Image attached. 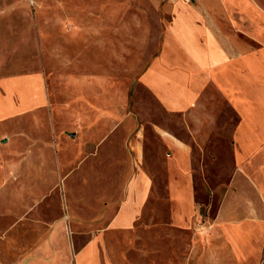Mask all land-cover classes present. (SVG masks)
Returning a JSON list of instances; mask_svg holds the SVG:
<instances>
[{
	"label": "rangeland",
	"instance_id": "rangeland-1",
	"mask_svg": "<svg viewBox=\"0 0 264 264\" xmlns=\"http://www.w3.org/2000/svg\"><path fill=\"white\" fill-rule=\"evenodd\" d=\"M199 3L0 0V78L40 73L49 100L0 119L1 261L38 245L50 223L62 217L76 248L104 230L110 264H264V247L251 260H237L227 239L212 230L225 193L241 194L243 189L251 202L246 206L251 214L245 217L264 228V0H228L238 11L239 52L251 55L249 61L237 62V75L220 81L246 85L248 96L224 93L217 86L198 99L209 117H227L218 129L225 153L235 145L226 139L237 130L257 134L254 160L247 168L254 180L246 188L245 183L232 182L235 174L215 173L192 142L198 214L186 226L169 218L164 144L157 129L190 142L186 118L167 112L141 75L159 51L162 26L173 15L161 12L162 6ZM201 105L190 114L195 121L204 117ZM137 135L145 142L147 168L157 176L154 199L159 197V204H150V213L130 229L105 230L134 168ZM242 217L238 213L231 221Z\"/></svg>",
	"mask_w": 264,
	"mask_h": 264
},
{
	"label": "crops",
	"instance_id": "crops-1",
	"mask_svg": "<svg viewBox=\"0 0 264 264\" xmlns=\"http://www.w3.org/2000/svg\"><path fill=\"white\" fill-rule=\"evenodd\" d=\"M198 2L200 3L197 5L162 6L161 12L173 15L162 26L159 51L141 75L142 81L167 112L183 113L186 118L190 142L172 131L157 129L158 137L164 144L163 183L166 202L171 206L169 218L179 226L190 225L198 214L196 165L191 143L197 145L201 158L215 173L237 174L236 177L233 176L232 182L249 185L248 182H252L254 178L247 168L250 161L254 160V142L259 139L249 129L243 132L237 130L231 135V140L226 139L235 141V145L232 147L231 144L229 152L225 153L221 143L224 141L223 134L218 129L221 130L227 117H209L202 102L198 103L200 96L214 93L217 86L224 93L244 92L248 96L249 88L246 85H233L232 79L229 84L228 81L224 84L220 79L237 75V62L241 59L249 61L251 55L239 52L238 34L235 32L239 18L237 8L229 5L228 0ZM48 103V92L40 73L0 78V119ZM197 105H201L199 108L203 109L204 117L200 116L195 121L190 114ZM220 106L226 109L223 105ZM234 107L238 109L236 104ZM242 121L248 125L246 118ZM249 123L254 122L249 119ZM134 147L137 155L134 168L125 181L123 198L107 219L105 230L130 229L136 221L150 213V204H159L160 198L154 199L157 176L154 170L147 168L149 162L142 136L135 137ZM246 188L249 186L246 185ZM246 190L243 189L241 194L228 190L212 224V230H217L227 239L237 260H251L259 254L260 247H264L260 245V241L264 240V228L255 224L254 218L245 217L251 214L246 209L251 203L246 197ZM260 197L264 204V192H260ZM261 199L258 200L261 202ZM238 204L245 208L236 207ZM227 207H230L228 213ZM223 210L225 215H222ZM238 213L244 214V217L231 221ZM67 226L62 217L54 220L42 242L34 247L24 248L16 258L12 256L10 259L7 256L5 261L0 260V264H110L104 245V230L93 233L83 246L76 248L70 240L72 233ZM6 229L10 230L9 227ZM7 252L13 253L14 250Z\"/></svg>",
	"mask_w": 264,
	"mask_h": 264
},
{
	"label": "trees",
	"instance_id": "trees-1",
	"mask_svg": "<svg viewBox=\"0 0 264 264\" xmlns=\"http://www.w3.org/2000/svg\"><path fill=\"white\" fill-rule=\"evenodd\" d=\"M202 211H203V210H202ZM202 211H201V212H202ZM202 213H203V212H202Z\"/></svg>",
	"mask_w": 264,
	"mask_h": 264
}]
</instances>
